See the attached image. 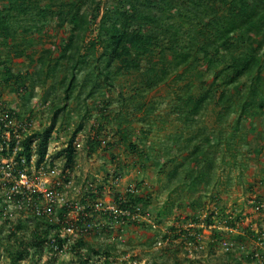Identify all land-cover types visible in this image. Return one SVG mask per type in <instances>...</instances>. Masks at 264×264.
I'll return each mask as SVG.
<instances>
[{
  "label": "rangeland",
  "instance_id": "obj_1",
  "mask_svg": "<svg viewBox=\"0 0 264 264\" xmlns=\"http://www.w3.org/2000/svg\"><path fill=\"white\" fill-rule=\"evenodd\" d=\"M243 8L255 26L229 32ZM258 8L253 0H0L12 29L0 37V110L32 121L31 135L53 126V163L67 165L63 150L80 138L76 171L122 204L129 188L137 190L141 212L159 227L141 221L121 227L99 211L91 217L100 197L79 180L62 192L55 220L72 203L81 207L80 236L70 246L88 260L70 254L74 249L50 256L43 248L17 264H260L251 256L258 237L250 227L260 231L264 250V211L257 207L264 205ZM115 28L140 35L147 51L134 49L129 37L114 44ZM235 65L245 74L230 85ZM206 93L211 97L199 101ZM215 212L221 224L235 226L230 215L240 219L245 234L202 228L204 251L193 259L176 242L156 247L166 233L175 240L190 222ZM18 221L0 223V264H9L8 249L16 251L8 236ZM19 222L24 229L17 235L30 239L35 219ZM84 222L92 223L89 235ZM42 223V232L54 234ZM221 235L233 243L227 253L212 244Z\"/></svg>",
  "mask_w": 264,
  "mask_h": 264
},
{
  "label": "built area",
  "instance_id": "obj_2",
  "mask_svg": "<svg viewBox=\"0 0 264 264\" xmlns=\"http://www.w3.org/2000/svg\"><path fill=\"white\" fill-rule=\"evenodd\" d=\"M32 129V121L17 120L9 111L0 110V223H11L32 216L44 221L49 226H56L58 228L54 229V234L48 237L45 248L50 256L68 254L74 249L70 245L77 243V239L74 237L80 236L81 214L79 210L81 207L76 205L74 207L72 203L71 209L61 220H55L56 208L64 202L62 192L69 188H75L77 182L83 180L91 193L100 197L94 205V211L90 213L91 217H93V213L99 211L109 215L113 219L112 221L119 223L121 227H126L130 221H141L153 229H159L148 212H141L140 205L133 208H121L116 196H111L109 190L97 189L95 183L83 176L81 172L76 171L78 166L63 165L62 162L53 163L54 152L57 150L56 144L52 145L49 141L47 152L42 160H39L37 141L34 140L27 154L24 141L31 135ZM73 147L76 153L80 151L83 147L82 140L77 137L73 142ZM117 183L118 181L114 180L113 184ZM127 192L128 198L130 196L138 197V191L134 188H129ZM257 207L264 211L263 204ZM204 216L206 218V215ZM217 216V212L213 213L209 224L204 222L205 219H201L200 223L190 222L187 227L179 231L178 237L174 238L175 240H171V234L166 233V237L157 240L156 247L162 249L170 242H176L181 245L187 256L193 259L195 253L204 251V244L198 231L202 228L221 230L220 232L236 231L238 236L245 234L240 225V219H235L230 215L228 220H233L235 223V226H231L227 223L221 224ZM82 226L83 232L89 235L92 231V223L84 222ZM250 227L254 228L252 229L253 238L258 237L257 241H254L257 248L255 247L251 256L260 264H264L263 242L259 237L260 231L256 230L254 224ZM212 244L224 253L233 248V243L222 235L213 237ZM70 254H81L84 260H88L87 257H84L83 252H78L77 247ZM132 263L137 264L136 261H132Z\"/></svg>",
  "mask_w": 264,
  "mask_h": 264
},
{
  "label": "trees",
  "instance_id": "obj_3",
  "mask_svg": "<svg viewBox=\"0 0 264 264\" xmlns=\"http://www.w3.org/2000/svg\"><path fill=\"white\" fill-rule=\"evenodd\" d=\"M13 1L14 5H19V3H21L22 1L25 0H11ZM253 4L256 5V8L259 7V13L264 15V0H253ZM258 8V9H259ZM238 14L236 15V20L235 25H230L229 24V32H232L233 30H235V28L244 25V27H249V28H253L255 26V21H254V15L253 13H246L245 8L243 9H238ZM4 13L2 11H0V21L3 20V22H0V37L2 36H6L8 34L11 33V27H10V23L7 20V18L5 16H2ZM264 17V16H263ZM241 22H243L244 24H242ZM113 32V43L116 44L117 46H119L122 43V40L124 37H129L132 40V45L134 47V49L136 50H141L145 53V51H147V48L144 47V45L142 44L141 40V36L140 35H131L129 33H126V31H124L121 34H118L119 30L115 29H111ZM115 33H117L118 35H115ZM212 56H209V54H205L204 55V59L209 60ZM245 74L244 72V67H241L240 65H235V68L233 69V73L230 75V82L229 84H234L235 82H237L238 78L240 75ZM211 94V93H210ZM209 93L203 94L202 97L200 98L199 101H201V99H205V98H210L211 95ZM226 95L225 93H220L219 95V100L223 101V99H225ZM199 102L197 101L196 106H198ZM54 125V124H53ZM53 130V126H51L50 128H48L47 130H45L43 133L39 134L36 133L34 135H30L28 136L25 141H24V147L25 150H27V154L30 151V146L32 141L36 140L37 141V152H38V156H39V160H42V158L44 157L45 153L47 152V148L49 145V141H50V135L51 132ZM64 153H66V158H67V166H74L75 164V149L73 147V139H71L69 141V143L67 144V147L63 150ZM116 200L119 204H121V208H133L134 206L138 205L139 203L143 202V199L140 197H132L130 196L129 201L125 202V203H120V198L119 196H116ZM35 225L33 227V230L31 231V238L30 239H25V238H20L17 234L24 229V226L21 222L18 221V224L15 225V228L10 232L9 236H8V241L9 242H14V244L16 245V251H12L10 249L8 256H9V264H17L20 261L25 260L30 254L31 251L33 250H40L46 247V242L48 240V237L50 236V229L45 230V231H41V225H43L42 221L38 218H35ZM210 217L207 220V223H210ZM196 223H200V221H195ZM49 228L52 229H56L58 227L56 226H50Z\"/></svg>",
  "mask_w": 264,
  "mask_h": 264
}]
</instances>
